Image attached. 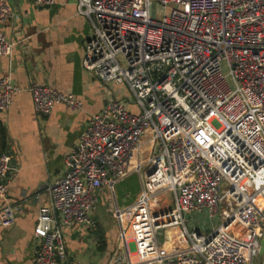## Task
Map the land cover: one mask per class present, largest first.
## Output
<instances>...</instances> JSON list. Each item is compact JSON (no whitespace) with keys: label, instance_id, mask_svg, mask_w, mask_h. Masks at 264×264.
Wrapping results in <instances>:
<instances>
[{"label":"built area","instance_id":"1","mask_svg":"<svg viewBox=\"0 0 264 264\" xmlns=\"http://www.w3.org/2000/svg\"><path fill=\"white\" fill-rule=\"evenodd\" d=\"M74 1L92 24L84 68L136 99L115 94L94 114L65 175L47 185L35 264H68L66 230L95 226L104 186L120 227L107 264H255L264 236V0ZM14 16L0 0L3 57L21 42L2 28ZM28 90L41 115L56 104L83 107L53 85L31 80ZM21 91L10 74L0 76V113ZM13 159L0 154L4 228L16 223L7 198ZM134 173L141 191L119 214L115 186Z\"/></svg>","mask_w":264,"mask_h":264},{"label":"crops","instance_id":"2","mask_svg":"<svg viewBox=\"0 0 264 264\" xmlns=\"http://www.w3.org/2000/svg\"><path fill=\"white\" fill-rule=\"evenodd\" d=\"M9 2L15 16L2 28L8 37L21 42L11 57L0 56V76L10 74L22 91L11 109L0 113V154L11 152L17 163L7 193L8 201L17 207L16 223L0 227V264H35L34 228L41 207L50 202L46 187L65 175L66 156L90 118L115 96V90L103 86L83 66L92 24L74 0H58L49 6L34 5L31 0ZM31 80L74 94L83 107L56 104L49 114H38L28 90ZM102 188L97 193L100 200ZM104 190L108 188L104 186ZM4 204L0 199V208ZM129 208L119 207L118 213ZM101 214L97 206L94 227L73 223L67 228L68 264H107L110 260L120 227L114 232Z\"/></svg>","mask_w":264,"mask_h":264},{"label":"rangeland","instance_id":"3","mask_svg":"<svg viewBox=\"0 0 264 264\" xmlns=\"http://www.w3.org/2000/svg\"><path fill=\"white\" fill-rule=\"evenodd\" d=\"M112 87L114 88L115 90L114 93L116 94L118 98H125L127 99V101H131V102H133L136 99L134 96V93L128 86H119L116 84H112L109 86V88H112ZM132 108L135 109V107H132ZM115 188H116L117 200L119 201L120 207H126L128 206L129 203H132L137 199L141 191L140 177L137 173H134L128 176L122 182L118 183L115 186ZM110 194L111 193H109L108 190L105 191L103 187L102 188V196H103L102 199L100 200V198L96 196V199L98 202L97 206H98V211L102 213L101 215L107 218L109 221V224L113 226L114 232H117L119 224L116 218L114 217V215L111 213V211L114 209V203L112 200V195ZM167 196L171 199V201L174 199L173 194L167 195ZM165 234H169V230L164 231V233H162V231L159 233V236H160L159 239H160L161 244L162 242L164 241L168 242L171 239V237L168 235L166 237L164 236L161 237V235H165ZM255 264H264V254L263 255L259 254V256L256 257Z\"/></svg>","mask_w":264,"mask_h":264},{"label":"water","instance_id":"4","mask_svg":"<svg viewBox=\"0 0 264 264\" xmlns=\"http://www.w3.org/2000/svg\"><path fill=\"white\" fill-rule=\"evenodd\" d=\"M45 6H49V5H45ZM16 160L13 159L12 162H11V165L14 167L16 166ZM261 254L263 255L264 254V236L262 238V241H261Z\"/></svg>","mask_w":264,"mask_h":264}]
</instances>
